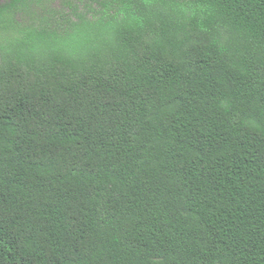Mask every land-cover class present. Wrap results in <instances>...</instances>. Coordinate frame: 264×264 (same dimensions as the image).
<instances>
[{
	"label": "trees",
	"instance_id": "1",
	"mask_svg": "<svg viewBox=\"0 0 264 264\" xmlns=\"http://www.w3.org/2000/svg\"><path fill=\"white\" fill-rule=\"evenodd\" d=\"M0 264H264V0L0 4Z\"/></svg>",
	"mask_w": 264,
	"mask_h": 264
},
{
	"label": "rangeland",
	"instance_id": "2",
	"mask_svg": "<svg viewBox=\"0 0 264 264\" xmlns=\"http://www.w3.org/2000/svg\"><path fill=\"white\" fill-rule=\"evenodd\" d=\"M6 1H8V0H0V4L4 3Z\"/></svg>",
	"mask_w": 264,
	"mask_h": 264
}]
</instances>
